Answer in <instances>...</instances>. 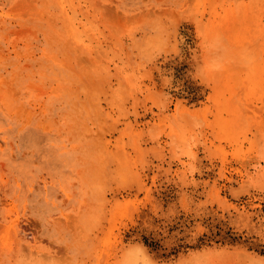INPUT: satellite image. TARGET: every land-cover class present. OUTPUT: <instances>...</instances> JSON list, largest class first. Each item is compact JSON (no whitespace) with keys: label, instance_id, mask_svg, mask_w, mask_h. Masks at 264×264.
Returning <instances> with one entry per match:
<instances>
[{"label":"rangeland","instance_id":"rangeland-1","mask_svg":"<svg viewBox=\"0 0 264 264\" xmlns=\"http://www.w3.org/2000/svg\"><path fill=\"white\" fill-rule=\"evenodd\" d=\"M0 264H264V0H0Z\"/></svg>","mask_w":264,"mask_h":264}]
</instances>
